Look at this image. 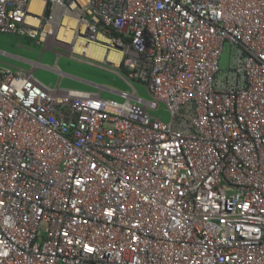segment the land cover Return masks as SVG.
I'll return each instance as SVG.
<instances>
[{
    "label": "built area",
    "instance_id": "1",
    "mask_svg": "<svg viewBox=\"0 0 264 264\" xmlns=\"http://www.w3.org/2000/svg\"><path fill=\"white\" fill-rule=\"evenodd\" d=\"M32 1L0 33L73 13L151 98L0 64V264H264V0Z\"/></svg>",
    "mask_w": 264,
    "mask_h": 264
},
{
    "label": "rangeland",
    "instance_id": "2",
    "mask_svg": "<svg viewBox=\"0 0 264 264\" xmlns=\"http://www.w3.org/2000/svg\"><path fill=\"white\" fill-rule=\"evenodd\" d=\"M46 8L47 6L44 5V9L42 12V15L46 17ZM81 15L82 12H81ZM65 22L66 25L69 26V30H66L65 28L60 30V27L62 26L61 23ZM54 23H57L55 26V31L54 33L46 40V44L48 46H53L52 49H48L45 45V43H37L35 39H28L25 37H22L17 34H10V33H0V46H5V47H10L12 49H15L16 53L24 56L25 58L33 61V62H38L40 61L43 65L47 64L48 61H51L54 64H57L58 61L60 60V66H62L63 63L68 64V69L72 71L73 73L79 74L82 77L88 78L93 83H98L102 86L110 87L113 90L117 92H113L112 94L106 91H103V97L104 98H114V99H119L121 100V96H119L118 92H126V93H132L133 89H137L138 91V96L141 98H144L145 100H150L151 96L146 90L145 86L142 85L141 83L137 81H131L130 83L125 79L127 73L123 72L120 69L121 64L118 66L110 63L106 59L104 60H92L96 64L104 65L103 69L96 67V66H91V65H86L85 63L82 62H77L74 57H66V56H61L58 54V52L62 53L63 50L58 48L61 47L68 51L70 54H75L80 57V58H87L86 55L83 53H79L76 51L75 47L79 45L77 42V34L76 30L79 32L82 30L81 28V23L78 20H73L71 21L69 18H64L63 16L57 17L55 19ZM70 23V24H69ZM45 22L43 23L42 27L44 26ZM51 26H47V30H50ZM53 31V29H52ZM62 35L67 42H62L58 40V35ZM19 43H22L26 49H18L17 46ZM57 46V47H56ZM230 52L228 49L225 50V52L222 55L221 58V68L222 69H227L230 65ZM89 59V58H87ZM91 60V59H90ZM17 65L19 68L28 71V70H33L34 69V75L40 79L42 82H44L46 85L53 87L52 85H56L54 83V74H56L54 71L46 69L44 67H38L35 68L34 64L28 63L26 61H19L17 62ZM58 68V67H57ZM59 70V68H58ZM56 76V75H55ZM59 77V75H58ZM58 79V78H57ZM78 87L77 89H89L91 91H98L99 88L94 85H80V86H75ZM118 94V95H117ZM152 114L156 117L161 118L163 121H170L171 116L167 108L165 107L164 104H161L159 109L157 111H153Z\"/></svg>",
    "mask_w": 264,
    "mask_h": 264
},
{
    "label": "crops",
    "instance_id": "3",
    "mask_svg": "<svg viewBox=\"0 0 264 264\" xmlns=\"http://www.w3.org/2000/svg\"><path fill=\"white\" fill-rule=\"evenodd\" d=\"M22 37L31 39V38L26 37V36H22ZM41 43H45V42H41ZM45 46L48 49H50V50L53 47V46H48L47 44ZM17 48L18 49H22V50L24 48L26 49V47L22 43H19L18 46H17ZM58 48H60V49L63 50L62 53L58 52V54L61 55V56H66V57H70V58L71 57H74L77 62L79 61V62L85 63L86 65L96 66V67H99V68H102V69L104 67V65L96 64L95 62L92 61V59L90 60L89 57H87L89 59H87V58H80L78 56V54L77 55L70 54L65 49H63L61 47H58ZM14 49H15V46H14ZM14 49H12L10 47H5V46H2L1 47L0 46V64L1 65H4V66H9V67H12V68H16V69H21L17 65V62H18V60L19 61L23 60V61H26L28 63L34 64V67L35 68L44 67L46 69L52 70V71H54L56 73V74L53 75L55 77L54 78V80H55L54 83L56 85H52L53 87H51V88H58L59 87L60 89H63V90H66V89H77L78 87H75V86H80V85L86 84V85H89V86L90 85L97 86L99 88V90L98 91H91V90L85 89L83 87H82V89H79V90H85V91L97 93V94H100L102 97H103V94H102L103 91L109 92V94L110 93L112 94L113 92H117V91L113 90L110 87L102 86V85H100L98 83H93V81H91L90 79L85 78V77H82L79 74H76L75 75V73H73L72 71H70L67 68L68 67V64L67 63H63L62 66H60L59 65L60 64V60L58 61L57 64H54V65H53V63L51 61H48L47 64L43 65L40 61L33 62V61L25 58L24 56L16 53V51H14ZM57 67L59 68V70H58ZM28 71H32L34 73V69L33 70H28ZM58 75H59V77H58Z\"/></svg>",
    "mask_w": 264,
    "mask_h": 264
},
{
    "label": "bare ground",
    "instance_id": "4",
    "mask_svg": "<svg viewBox=\"0 0 264 264\" xmlns=\"http://www.w3.org/2000/svg\"><path fill=\"white\" fill-rule=\"evenodd\" d=\"M44 0H33L32 1V6H31V10L32 12L41 15L44 9ZM42 11V12H41ZM71 21L76 20L77 18H75L74 14L71 13V15L67 16ZM81 23L84 24L82 22V20L80 19ZM70 24V23H69ZM57 25V23H53V31L52 34L55 31V26ZM61 27L60 30L62 29H66L69 30V26L65 24V22L61 23ZM82 30L85 29L84 26L81 25ZM102 40L105 41H109L108 39L104 38V37H100ZM58 40L62 41V42H67L68 40H66L62 35H58ZM108 47L105 44H95V43H89L87 45H78L75 47L76 51H78L79 53H83L86 56L98 59V60H104L106 59L107 61H110L112 63H114L115 65L119 64V60L121 59L122 53L121 51L115 49L114 47H111V49H108Z\"/></svg>",
    "mask_w": 264,
    "mask_h": 264
},
{
    "label": "trees",
    "instance_id": "5",
    "mask_svg": "<svg viewBox=\"0 0 264 264\" xmlns=\"http://www.w3.org/2000/svg\"><path fill=\"white\" fill-rule=\"evenodd\" d=\"M49 11H50V9L47 7V8H46V14H48ZM121 70H122L123 72H127L126 69L124 68V65H123V64L121 65Z\"/></svg>",
    "mask_w": 264,
    "mask_h": 264
}]
</instances>
